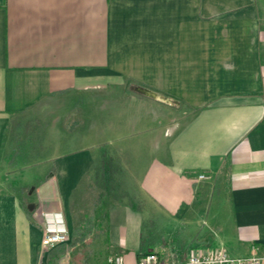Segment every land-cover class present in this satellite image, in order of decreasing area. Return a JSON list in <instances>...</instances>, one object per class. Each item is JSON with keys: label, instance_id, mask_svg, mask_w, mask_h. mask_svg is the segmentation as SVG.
Instances as JSON below:
<instances>
[{"label": "crops", "instance_id": "0c3cea01", "mask_svg": "<svg viewBox=\"0 0 264 264\" xmlns=\"http://www.w3.org/2000/svg\"><path fill=\"white\" fill-rule=\"evenodd\" d=\"M197 219L264 255V0H0V264H170Z\"/></svg>", "mask_w": 264, "mask_h": 264}, {"label": "built area", "instance_id": "2783aa9c", "mask_svg": "<svg viewBox=\"0 0 264 264\" xmlns=\"http://www.w3.org/2000/svg\"><path fill=\"white\" fill-rule=\"evenodd\" d=\"M210 176L200 173L198 179L208 180ZM42 217V249H50L68 240V227L64 214L60 210L44 211ZM108 264H125L122 255L108 258ZM137 264H161L156 253L143 255ZM170 264H264V255L255 252L246 256H231L226 249L216 247L190 248L182 261Z\"/></svg>", "mask_w": 264, "mask_h": 264}, {"label": "rangeland", "instance_id": "374dc122", "mask_svg": "<svg viewBox=\"0 0 264 264\" xmlns=\"http://www.w3.org/2000/svg\"><path fill=\"white\" fill-rule=\"evenodd\" d=\"M129 186L131 188V190L133 189V184L132 183H129ZM217 186L216 184L214 183V181H205L203 183V198H205V200L203 199L202 202H203V207L205 210L208 211V208H210V206L213 205V207H216L217 203H221L220 199L222 197H220L217 192ZM134 190V189H133ZM132 190V191H133ZM201 195V194H200ZM202 196V195H201ZM222 204L223 203V200H222ZM206 211V212H207ZM224 213V206H222V212L221 214ZM207 222L208 225L207 226H204L201 224V219H197L195 222H194V230L196 233L194 234H190L188 237L187 235L184 237L182 243H180L179 245V248L183 251V254L185 255L186 251L188 248L190 247H205L207 245H204L203 244V241L210 237V240L213 238V239H216L215 236H213V232L211 234V231H215L216 234L219 236L220 239H224L225 237H223V233H221L220 231H217L214 227V224L213 222H211V219H207ZM211 230V231H209ZM166 236H162V238L164 239ZM167 241V240H166ZM225 244V247L227 248V252L231 255V256H238L237 252H235V250L233 249V245L230 243V241L228 240H223ZM52 252V255H54L51 259V261H56V250L54 251H51Z\"/></svg>", "mask_w": 264, "mask_h": 264}]
</instances>
